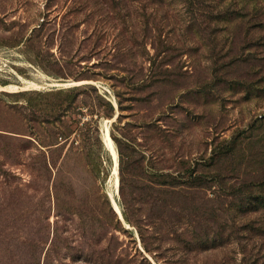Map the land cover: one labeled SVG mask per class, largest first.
<instances>
[{
    "label": "rangeland",
    "instance_id": "obj_1",
    "mask_svg": "<svg viewBox=\"0 0 264 264\" xmlns=\"http://www.w3.org/2000/svg\"><path fill=\"white\" fill-rule=\"evenodd\" d=\"M0 102V212L24 206L29 234L57 220L71 244L45 264H135L140 253L151 264H264V0H0ZM66 125L59 150L35 140ZM106 130L121 215L124 198L167 236L161 250L146 251L113 207ZM44 164L62 165L77 214L40 218ZM141 166H192L199 183L161 194L140 184ZM103 194L123 231L87 245L83 227L104 232L87 202ZM164 197L181 209L151 205Z\"/></svg>",
    "mask_w": 264,
    "mask_h": 264
},
{
    "label": "trees",
    "instance_id": "obj_2",
    "mask_svg": "<svg viewBox=\"0 0 264 264\" xmlns=\"http://www.w3.org/2000/svg\"><path fill=\"white\" fill-rule=\"evenodd\" d=\"M76 97L75 95H73L71 99L75 98V102L77 99ZM87 98L90 99L89 96H87ZM80 102L81 105H77V107H81L84 105H88L89 107H91L89 104H86V99L80 100ZM111 110L112 107L108 103L106 112L107 116L111 115ZM3 111V105L0 102V113ZM56 128L59 130L47 135H42L41 137H37L35 138V140L38 142V144H41L42 146L50 149V151L61 149L65 140L69 138V127L66 125L64 128L65 130H60L63 129L62 126H56ZM66 129L68 130V132L66 131ZM121 153L122 152L120 151V154ZM61 167L62 165L57 166L56 164H44L42 166V169L44 171V182L42 184L43 195L39 206V209L41 211L40 213L42 214V216H40L41 219H48V214L51 211H54L55 216L62 215V212H66V214H77L76 211L79 208V204L76 203L74 198H71V195L68 192L70 188L68 187L70 184V180L67 182L69 184L64 185L59 180L58 171L59 174L60 172H62ZM54 168L56 169L57 173L55 172V176H52V169ZM92 168L96 169L97 172V164H93ZM85 170L86 169L84 167V171ZM141 170L142 173L140 175V184L143 185L144 188H149L151 190L154 189L161 194H166L168 191L167 188L169 187L180 188L181 191V186L185 183L189 184L188 186H195L196 183H199L198 175L195 173L196 170H194L192 166L185 168L183 174L182 172H178L176 174L169 172L164 173L161 169L151 174V172H147V170L143 166H141ZM61 186H64V193H67V195H64V193L61 192ZM2 193L4 192L2 191ZM2 193L0 198V208H3L4 204H6L5 201L7 200L5 196L2 197ZM172 193L179 194L176 191H172ZM17 199L20 200V197H17ZM121 205L123 218L128 223L135 225L143 248L150 253L156 250H161L163 246V244L161 245V243H164L166 241L167 236H160L162 235L161 230L154 224L152 225L153 229L151 231L143 228L142 224H140V220H136L134 216H131L132 205L130 202L128 203V201H126L124 198H122L121 200ZM151 205L160 206L167 210H180L182 207L180 200H168L165 199V197L154 199ZM87 206L93 214L99 215V225L104 230V232H102L101 235L97 233L95 234L93 233V231H91L89 236V229L86 230L83 227L81 229V239L84 240V243L89 241L87 245H91L90 243L93 240L98 243L100 242L99 240H101V238H109L110 240L115 239L114 235H108L109 237H107V234H109L111 230L123 231L120 221L118 220V217L106 194H103L99 197L98 206L94 205V202L92 200H90V202H87ZM18 207L20 210V206ZM22 207L23 210H20V212L16 213V215H8V212H0V264H41L42 261L43 264H45L50 254L57 252L58 243H63L66 245L65 249H70L71 244H68V237L64 236L65 231L60 228L57 220L53 222L52 226L48 224V226L46 227V232L45 228L40 227V230L38 232L29 234V232H27L24 227L19 226L18 220L23 218L22 212L25 209L24 206ZM40 218L37 222H41ZM172 221L173 222L170 225L178 227L179 229H177V231L182 230L180 229V225H182L183 222L179 217H176ZM72 244L76 243H74V241L72 240ZM135 264L151 263L143 254L140 253L138 263L135 261Z\"/></svg>",
    "mask_w": 264,
    "mask_h": 264
},
{
    "label": "bare ground",
    "instance_id": "obj_3",
    "mask_svg": "<svg viewBox=\"0 0 264 264\" xmlns=\"http://www.w3.org/2000/svg\"><path fill=\"white\" fill-rule=\"evenodd\" d=\"M31 85L35 86V87H39V84H34L32 82H30ZM47 83V82H46ZM44 84V83H42ZM49 85L53 83H48ZM103 140H104V143L106 145V147L110 150L112 156H113V159H114V167H113V172H112V176H113V179H114V189L112 192H109V195L111 197V200H112V204H113V207L115 208V210L118 211V213H121L119 207H118V203L116 202V198H115V191L117 190V186H118V177H117V153H116V150H115V147L114 145L112 144L109 136H108V131L106 130L105 134L103 135Z\"/></svg>",
    "mask_w": 264,
    "mask_h": 264
},
{
    "label": "water",
    "instance_id": "obj_4",
    "mask_svg": "<svg viewBox=\"0 0 264 264\" xmlns=\"http://www.w3.org/2000/svg\"><path fill=\"white\" fill-rule=\"evenodd\" d=\"M119 215H120V217L122 218V215H121V213H118Z\"/></svg>",
    "mask_w": 264,
    "mask_h": 264
}]
</instances>
